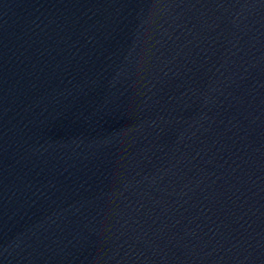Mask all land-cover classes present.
I'll list each match as a JSON object with an SVG mask.
<instances>
[{
	"label": "water",
	"instance_id": "95a60500",
	"mask_svg": "<svg viewBox=\"0 0 264 264\" xmlns=\"http://www.w3.org/2000/svg\"><path fill=\"white\" fill-rule=\"evenodd\" d=\"M0 264H264V0H0Z\"/></svg>",
	"mask_w": 264,
	"mask_h": 264
}]
</instances>
